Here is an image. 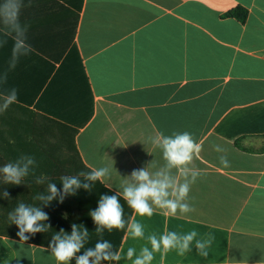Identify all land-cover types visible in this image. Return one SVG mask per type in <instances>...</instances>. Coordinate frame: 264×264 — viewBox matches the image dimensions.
<instances>
[{
	"label": "crops",
	"instance_id": "obj_1",
	"mask_svg": "<svg viewBox=\"0 0 264 264\" xmlns=\"http://www.w3.org/2000/svg\"><path fill=\"white\" fill-rule=\"evenodd\" d=\"M14 4L15 23L5 7ZM237 7L247 10L244 23L224 16ZM12 89L17 101L2 110ZM185 131L202 145L194 211L136 215L122 185L134 169L166 163L148 137ZM24 155L37 166L19 185L0 173V264H57L49 244L73 224L88 232L76 257L104 241L120 256L100 264H133L151 250L150 236L193 230L190 251L162 249L152 264H264V0H0V168ZM105 166L103 183L80 175ZM58 169L90 187L64 194ZM49 183L57 197L36 199ZM103 195H117L122 230L96 231L90 213ZM20 203L47 213L39 223L50 225L27 241L8 219ZM132 222L142 237H132ZM208 240L202 255L195 242Z\"/></svg>",
	"mask_w": 264,
	"mask_h": 264
},
{
	"label": "clouds",
	"instance_id": "obj_2",
	"mask_svg": "<svg viewBox=\"0 0 264 264\" xmlns=\"http://www.w3.org/2000/svg\"><path fill=\"white\" fill-rule=\"evenodd\" d=\"M6 17L11 22L15 23L17 18L18 5L14 4L11 7L5 6ZM17 90L12 89L5 97L3 109L6 110L12 103L17 101ZM153 148L162 150L163 160L166 162L164 167L152 173L149 168L134 169L131 172L126 185H122L123 191L118 193L126 202L129 208L139 216H152L156 209H160L164 215L175 216L177 214L187 215L194 211V208L189 203V193L191 186L197 179L203 175V170L198 169L193 165L194 160L199 159L202 151V145L193 139L191 133L185 131L182 133L174 132L172 135L157 133L154 136L148 137ZM217 152L224 151L219 145L215 146ZM220 164L228 168L230 161L226 155L219 156ZM29 166H37L35 156L24 155L15 162L4 164L0 168V173L3 174L5 183L19 185L24 177L29 174ZM175 169V174L172 170ZM112 172L111 167L105 166L93 168L89 173L81 172V176H85L90 181L104 182L105 178ZM64 194H74L75 189L83 186L88 189L89 184L81 185L80 180L76 176H61ZM38 184L43 183L42 179H37ZM48 192L46 197L37 196L38 200L46 202L57 197L60 189L55 183L48 184ZM8 192H4V196L8 197ZM63 202V196L60 198ZM93 221L98 226L96 231L102 232L107 229L109 232L112 229L122 230L125 226L123 219V208L120 204L117 195H103L100 198L99 206L96 210L90 213ZM8 219L14 223L19 231L16 235L20 241H27L30 237L25 233L35 234L37 232L46 231L49 226L40 224L41 221L48 220V215L38 207L27 206L20 203L14 211L8 213ZM63 231V230H62ZM129 231L132 237H142L144 235L143 225L139 222L129 224ZM87 230L79 231L77 225H72L71 235L61 237L56 234L49 244V248L55 257L57 264H69L70 260L75 257L76 264H100L101 261L118 260V253L110 251L113 245L108 242H98L94 249H88L83 255L76 257L81 248L84 246V240L87 238ZM197 233L195 230L179 235L174 231L166 232L159 239L155 235L148 239L151 244V250L148 247L141 249L140 255L136 256L133 264H152L154 253L163 251L167 252L172 249H177L180 254H184L191 250L193 241ZM208 241H196L195 246L198 252L202 255H207L205 251ZM134 254V249L129 248L127 255L131 258Z\"/></svg>",
	"mask_w": 264,
	"mask_h": 264
},
{
	"label": "trees",
	"instance_id": "obj_3",
	"mask_svg": "<svg viewBox=\"0 0 264 264\" xmlns=\"http://www.w3.org/2000/svg\"><path fill=\"white\" fill-rule=\"evenodd\" d=\"M247 15H248L247 10L241 7L234 8L228 11L226 14H224L225 17L236 19L240 23L245 22ZM235 146L239 147L238 141H236ZM53 167L55 168V166ZM57 175L59 176L63 175L59 169L57 170Z\"/></svg>",
	"mask_w": 264,
	"mask_h": 264
}]
</instances>
